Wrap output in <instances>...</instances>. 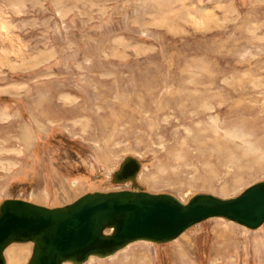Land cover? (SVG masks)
Instances as JSON below:
<instances>
[{"label":"rangeland","instance_id":"1","mask_svg":"<svg viewBox=\"0 0 264 264\" xmlns=\"http://www.w3.org/2000/svg\"><path fill=\"white\" fill-rule=\"evenodd\" d=\"M129 155L185 202L264 180V0H0V204L130 189ZM191 228L84 264H264V223Z\"/></svg>","mask_w":264,"mask_h":264},{"label":"water","instance_id":"2","mask_svg":"<svg viewBox=\"0 0 264 264\" xmlns=\"http://www.w3.org/2000/svg\"><path fill=\"white\" fill-rule=\"evenodd\" d=\"M140 166L135 157L127 156L114 173V181L136 184ZM211 217H224L251 229L260 227L264 180L235 197L199 193L187 203L170 193H150L139 186L138 190L89 192L55 208L5 199L0 205V264H6L4 251L15 242L34 243L26 264H82L91 256L113 255L132 242H170Z\"/></svg>","mask_w":264,"mask_h":264},{"label":"crops","instance_id":"3","mask_svg":"<svg viewBox=\"0 0 264 264\" xmlns=\"http://www.w3.org/2000/svg\"><path fill=\"white\" fill-rule=\"evenodd\" d=\"M18 252L20 251L15 249L14 245L6 249L5 253H6L7 259H9V262H8L9 264H24L27 262L28 255L25 253L22 256H18Z\"/></svg>","mask_w":264,"mask_h":264},{"label":"bare ground","instance_id":"4","mask_svg":"<svg viewBox=\"0 0 264 264\" xmlns=\"http://www.w3.org/2000/svg\"><path fill=\"white\" fill-rule=\"evenodd\" d=\"M217 142H218V140H217ZM125 184H126V183H125ZM139 188H140V186H139ZM191 229H192V228H190L189 230H191ZM189 230H188V231H189ZM186 232H187V230H186ZM184 233H185V231H184L182 234H184ZM182 234H181V235H182ZM181 235H180V236H181ZM180 236H179V237H180ZM179 237H178V238H179ZM178 238H177V239H178ZM171 242H173V241L166 242V243H157V244H167V243H171ZM146 243H147V242H146ZM152 243H154V242H152ZM130 244H132V243H130ZM130 244H128V245H127L126 247H124L123 249L129 247ZM12 245H24V244H11L10 246H12ZM10 246H9V247H10ZM9 247H8V248H9ZM32 247H33V246H32ZM8 248H7V249H8ZM123 249H121V250H123ZM121 250L117 251L116 253H114L113 255H110V256H108V257L115 256V255H116L117 253H119ZM108 257H105V258H108ZM101 259H104V258H101ZM90 260H91V258H90ZM142 260H143V259H142ZM88 261H89V260H88ZM136 262H137V261H136ZM125 264H126V263H125Z\"/></svg>","mask_w":264,"mask_h":264}]
</instances>
